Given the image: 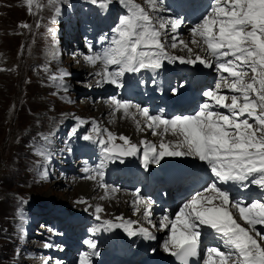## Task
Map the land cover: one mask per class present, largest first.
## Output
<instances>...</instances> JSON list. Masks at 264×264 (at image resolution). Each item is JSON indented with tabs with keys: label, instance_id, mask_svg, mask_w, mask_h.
Masks as SVG:
<instances>
[{
	"label": "snow or ice",
	"instance_id": "6c2138e0",
	"mask_svg": "<svg viewBox=\"0 0 264 264\" xmlns=\"http://www.w3.org/2000/svg\"><path fill=\"white\" fill-rule=\"evenodd\" d=\"M92 2L97 3V0ZM99 3L107 7L111 0H99ZM120 3L128 6V14L119 19L113 46L103 53L84 57L91 65L98 62L103 65L96 73L103 81L122 87L121 78L126 72L161 69L165 61L199 62L212 68L208 56L217 61L216 67L221 73L214 88L203 93L207 101L192 115H154L147 107L130 100L110 98L113 115L122 112L135 120L141 131L147 128L152 135L161 137L159 144L142 142L145 169L150 164L159 165L165 157H191L203 162L208 170L209 179L202 190L194 192L173 219L167 215L162 217L160 228L169 230L164 250L180 264H189L193 257L200 256L202 229L207 227L226 247L225 250L207 248L204 264H264V232L257 229V225L264 227V199L245 204L234 199L226 187L232 184L247 188L253 184L264 189V0H214L211 10L191 29V45L207 56L196 52L178 35L168 37V29L177 33L183 20L155 15L165 11L163 0H144L143 4L136 0H120ZM25 4L29 12L34 6L42 7L39 0H25ZM21 27L30 26L23 24ZM169 39L170 44L166 43ZM178 47L186 49L189 55L177 56L168 50ZM112 65L117 66L115 71H109ZM69 75L64 73L59 77L65 92L68 91L65 76ZM225 89L232 94H225ZM138 116L144 118L143 126ZM79 122L86 123L85 120ZM94 131L99 132V127ZM167 136L173 139H165ZM84 139L93 137L89 135ZM117 139L122 143L117 144ZM99 142L109 160L134 156L139 151L129 136L111 131H107V139ZM84 171L93 173L85 179H103L101 168L86 167ZM47 177L45 170L42 178ZM101 186L109 190L108 185ZM110 191L118 192L119 189ZM135 195L132 202L135 210L139 212L144 206L146 215L151 217V202L140 196L139 190ZM102 210L101 206H96L97 214ZM117 219L121 222L106 220L102 227L124 228L130 236L139 231L147 239H156L147 228L133 229V221L125 222L123 217ZM88 243L92 249L96 248L94 242ZM84 256L87 259L89 254Z\"/></svg>",
	"mask_w": 264,
	"mask_h": 264
},
{
	"label": "rangeland",
	"instance_id": "374dc122",
	"mask_svg": "<svg viewBox=\"0 0 264 264\" xmlns=\"http://www.w3.org/2000/svg\"><path fill=\"white\" fill-rule=\"evenodd\" d=\"M138 1L142 2V0ZM45 2L50 4L42 5L43 13L39 19L37 13L29 12L25 0H0V190L5 191V195H2L4 198H0V264H34V262H38L33 254L34 251H38L35 249L39 245L38 241H44L36 237L38 227L33 225L38 222H32L31 227L33 226V228L25 231L26 239H30L32 242L25 240L24 245H18L23 241L18 239L17 234L20 231V226L25 224L24 219L35 220L38 216H44L47 222H53L55 216L49 208L52 205L51 202L63 203L69 210L77 209L83 205H88L96 210V206L103 199L102 192H100L102 190L95 189V193L90 198H82L86 200L85 203L77 204L76 200L80 199L81 194L75 192L76 186L81 181L89 179H85L86 176H75L71 172L55 170L54 164L49 166L51 170L47 171V179L42 178L43 169L44 167L48 168L49 159L44 164L41 163L43 158L37 151L39 150L37 143L41 136L50 137L48 140L50 142V140H56L58 134L56 136L55 134L60 132L61 128L71 126L72 130L75 129L74 121L67 119L71 112L77 114L78 117L69 118L90 120L103 126V123L98 121V114L93 107L94 104H98V100L91 101L85 98L82 103V97L74 98V88H81V85L76 84V80L73 79L75 77H70L72 85L68 84L70 89L62 92V95L65 96L63 98L58 93L61 91V88L56 86L58 83L52 81V75L56 74L55 80L60 83L59 77L67 73L66 71L71 75L74 74L73 71H77L78 78L89 77V80L80 84L87 85L89 82L88 85H93L96 77L89 75L90 64L85 61L83 56H70L62 46L57 49L58 53H56L55 49L58 46L54 36L57 35L56 32L59 31V28L55 26L56 21L53 17L58 15L56 9L60 13L62 12L57 8V5L62 1L46 0ZM49 5L54 8L51 13H48ZM74 6L75 0H72L70 6L62 8L64 14L67 13L69 7ZM23 24L30 27H21ZM62 26L65 27L63 24ZM39 27L41 28L39 29ZM30 31H32L31 34ZM27 37L29 38L28 49L23 47ZM61 44L65 45V42L61 40ZM65 69L66 71H64ZM100 69L102 70V66ZM62 71L64 72L62 73ZM68 96L74 99H67ZM19 97L20 101L14 112L12 105L14 100ZM86 99L96 102L92 103L93 106L85 107ZM106 116L112 118L109 112L104 113L101 118H106ZM60 121L63 123L60 124ZM108 127L110 126L108 125ZM110 128L113 133H116L112 127ZM35 136L36 139H33ZM52 145V142H44L41 145V150ZM48 151L47 155L54 153L53 149ZM62 174L64 175L62 176ZM111 186L113 187V185ZM115 188L122 190L118 187ZM9 191L19 192L17 195L20 197L33 196L28 201L31 205L28 214L25 215L22 214L24 211L19 213L16 209L14 210L16 203L9 196ZM70 193L73 195L71 196ZM34 196H38V198ZM39 198L47 201L41 202ZM25 202L28 203L26 199ZM61 208L65 210V207ZM102 209L100 213L112 214L108 209ZM49 224L48 232L54 227L53 223Z\"/></svg>",
	"mask_w": 264,
	"mask_h": 264
},
{
	"label": "bare ground",
	"instance_id": "6f19581e",
	"mask_svg": "<svg viewBox=\"0 0 264 264\" xmlns=\"http://www.w3.org/2000/svg\"><path fill=\"white\" fill-rule=\"evenodd\" d=\"M138 3H142L144 2V0H142V2L137 1ZM168 37L170 38L172 35H178L180 38L184 39L186 42H189L190 47H192L196 52L200 53L203 56V52L201 51V49L196 48L195 45H191V39L189 36V33H185V34H178V33H172L170 28L168 29ZM169 44H170V40H169ZM175 52H177L178 54L181 55H185L188 56V52L186 49H183L182 47H178L177 49H173ZM101 66L97 63L95 66L90 64V68L91 70L89 71V75H95V77L98 78V81L101 79V77L97 76L96 73L101 71ZM85 98V97H84ZM90 100V99H89ZM88 99H86L84 106H91L92 103L94 104L95 102H90ZM98 104H94L95 106L94 109L96 110L97 114H98V121L103 123L104 125H109L110 127H112L115 132L117 134H124L126 136H129L131 138V141H138L140 139H144V140H150L153 139L155 141L156 144H159L161 137L160 136H154V135H150L148 132L147 128H144L143 131H141L137 125L135 120H133L131 117H125L123 115L122 112L120 113H115L113 115V108L110 104V101H106L102 98H100L98 100ZM106 112H109V115L112 116V118H108V116H106V118L110 119V121H108V119L106 118H101V116H103V114ZM69 117H78L77 114H74L73 112H71L70 114H68L67 118ZM82 119V118H81ZM137 119L141 120V125L143 126V120L141 116H138ZM82 125V124H81ZM102 126V125H101ZM165 139H173V137L171 136H167L165 137ZM61 170H63V167L61 168ZM64 174H62L63 176ZM80 180V179H78ZM79 183V182H78ZM114 187L109 186V190L106 191V189L100 185H98L97 180H92L89 179L87 181H81L77 186H76V190L75 192H77L78 194H81L80 198H90L91 195H93L95 193V189H100L102 191V201L98 204L99 206H101L104 209H108L110 211V213L112 214H121L124 216H132L134 220H141L143 218V214H142V208L140 207V211L135 215H131V206H134L132 202L129 203V200L132 201V196H129L128 192H124L119 190L118 192H112L110 191V189H113ZM254 187L252 186H248L249 190H252ZM116 189V188H115ZM70 195L72 196L73 193H70ZM104 196V197H103ZM75 197V196H74ZM107 211V210H106ZM132 227L134 229H139L141 227L144 228V226L141 224V222H134Z\"/></svg>",
	"mask_w": 264,
	"mask_h": 264
}]
</instances>
